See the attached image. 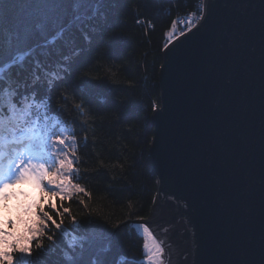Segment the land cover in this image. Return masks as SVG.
<instances>
[{"label":"trees","instance_id":"obj_1","mask_svg":"<svg viewBox=\"0 0 264 264\" xmlns=\"http://www.w3.org/2000/svg\"><path fill=\"white\" fill-rule=\"evenodd\" d=\"M202 4L0 0V64L24 57L22 66L11 69L20 92L46 97L50 111L73 129L80 157L76 182L91 193L85 197L91 216L78 197L65 205L84 224L74 229L66 217L64 226L87 236L85 247L73 251L71 237L57 234L54 250L40 264H69L64 251L76 258L75 264H93L94 257L103 264H147L144 239L134 222L150 216L157 191L149 151L152 106H160L163 46L172 22L200 16ZM82 101L83 114L75 108Z\"/></svg>","mask_w":264,"mask_h":264},{"label":"water","instance_id":"obj_2","mask_svg":"<svg viewBox=\"0 0 264 264\" xmlns=\"http://www.w3.org/2000/svg\"><path fill=\"white\" fill-rule=\"evenodd\" d=\"M202 6L203 26L174 39L175 55L162 53L163 114L153 112L149 151L156 202L134 225L164 242L165 264H260L264 0Z\"/></svg>","mask_w":264,"mask_h":264},{"label":"snow or ice","instance_id":"obj_3","mask_svg":"<svg viewBox=\"0 0 264 264\" xmlns=\"http://www.w3.org/2000/svg\"><path fill=\"white\" fill-rule=\"evenodd\" d=\"M192 16V20L181 22L187 26L178 32L176 39L187 37V33L203 26L200 21H207L203 6L199 18H195L194 13ZM176 33L174 20L163 46L165 58L175 55L178 45L173 35ZM23 59L18 56L0 64V264H40V258L54 250L57 234L65 239L71 237L68 247L73 251L83 249L88 237L77 236L64 225L66 217L70 218L74 229L83 227L84 222L78 221L71 206L65 205H71L78 197L77 202L91 216L85 200V197L91 198V193L76 182L80 179V169L76 166L80 157L73 129L64 127L58 115L50 111V101L46 97L37 99L36 91L21 94V85L15 81L11 69L17 64L22 66ZM165 68L163 66V70ZM64 71L70 74V70L65 68ZM53 77L65 78L56 77L55 73ZM75 108L83 114L84 102L77 103ZM152 111L156 116L163 114L156 104ZM157 140L158 133L155 145ZM26 186L29 191L24 190ZM33 188L38 190L39 200L30 195ZM14 198L15 207L12 205ZM136 228L144 237L147 264H165L164 242L157 239L148 224L141 223ZM46 241L51 243L46 244ZM64 258L69 264H75L76 258L71 253L64 251ZM93 264L103 262L94 257ZM260 264H264V258Z\"/></svg>","mask_w":264,"mask_h":264},{"label":"rangeland","instance_id":"obj_4","mask_svg":"<svg viewBox=\"0 0 264 264\" xmlns=\"http://www.w3.org/2000/svg\"><path fill=\"white\" fill-rule=\"evenodd\" d=\"M182 17V16H181ZM179 18V17H178ZM176 22H177V19L175 20ZM177 31H178V25H177ZM178 35V33L177 34H174L173 35V39H176V36ZM25 191H29V188L26 186L25 187V189H24ZM30 195L31 196H33L36 200H39V192H38V190H36V189H31V192H30ZM23 199H25L24 197H21V200H23ZM28 202L29 203H31V200H28ZM17 203V201L15 200V198L13 199V201H12V205H14V204H16ZM139 233L142 235V233L139 231ZM143 236V235H142ZM143 239H144V237H143Z\"/></svg>","mask_w":264,"mask_h":264},{"label":"built area","instance_id":"obj_5","mask_svg":"<svg viewBox=\"0 0 264 264\" xmlns=\"http://www.w3.org/2000/svg\"><path fill=\"white\" fill-rule=\"evenodd\" d=\"M199 17L200 16H195V18H199ZM193 18H194L193 16H186V17H179V18H177V25H178V31H177V33L179 31L184 30V27L187 26L186 23H181V22H187V21L192 20Z\"/></svg>","mask_w":264,"mask_h":264},{"label":"clouds","instance_id":"obj_6","mask_svg":"<svg viewBox=\"0 0 264 264\" xmlns=\"http://www.w3.org/2000/svg\"><path fill=\"white\" fill-rule=\"evenodd\" d=\"M15 206H16V204L13 205V207H15Z\"/></svg>","mask_w":264,"mask_h":264}]
</instances>
